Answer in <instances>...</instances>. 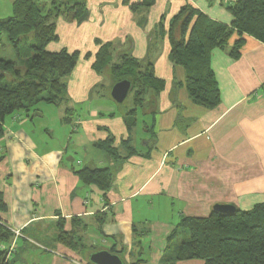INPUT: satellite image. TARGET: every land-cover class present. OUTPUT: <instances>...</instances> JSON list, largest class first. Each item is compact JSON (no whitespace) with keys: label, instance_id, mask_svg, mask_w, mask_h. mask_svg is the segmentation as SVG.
<instances>
[{"label":"crops","instance_id":"1","mask_svg":"<svg viewBox=\"0 0 264 264\" xmlns=\"http://www.w3.org/2000/svg\"><path fill=\"white\" fill-rule=\"evenodd\" d=\"M233 1L85 0V18L57 19V40L46 49L78 52L66 100L54 105L59 126L70 128L62 127L61 145L40 148L32 128L47 120L48 105L39 102L35 111L6 116L0 138V222L13 233L0 249L12 264L79 259L80 253L56 240L59 220L86 246L112 248L127 264H168L163 253L181 216L206 217L214 203L242 210L264 203V43L246 35L237 59L227 50L211 51L220 102L207 109L189 98L166 33L186 5L229 24L225 7ZM103 46L108 64L99 72L93 63ZM128 59L150 64L163 83L158 91L146 87L143 110L133 99L120 109L105 95L93 98L104 70L110 89L112 67ZM152 95L153 105L144 108ZM66 115L71 121H64ZM107 137L113 156L96 147ZM84 166L109 169L105 194L80 181L76 170Z\"/></svg>","mask_w":264,"mask_h":264},{"label":"trees","instance_id":"2","mask_svg":"<svg viewBox=\"0 0 264 264\" xmlns=\"http://www.w3.org/2000/svg\"><path fill=\"white\" fill-rule=\"evenodd\" d=\"M85 6V0H14L12 16L0 18V42L5 37L17 57V61L0 58V138L6 116L18 111L28 113L39 102L59 105L66 100V79L77 63L78 52L70 54L66 49L53 52L46 47L57 40V19L85 18ZM225 9L232 17L229 24L212 20L186 5L172 16L166 32L170 58L184 70L189 98L207 109L220 102V90L210 65L211 51L227 50L232 59H237L246 35L264 43V0H235ZM160 31L165 33L163 28ZM28 39L30 42L26 43ZM107 56V46L101 47L93 63L97 71L108 64ZM111 73L112 85L122 79L131 82L134 105L142 110L146 87L156 91L162 88L163 83L155 79L150 64L128 59L124 65L113 66ZM154 97L145 101L144 108L153 105ZM134 111L135 108L127 115ZM64 121H71L70 115ZM111 142L107 137L96 147L113 156ZM76 174L81 182L96 186L102 194L110 186L108 168L84 166ZM63 228L64 223L59 220L56 240L81 254L79 259H69L90 263L88 255L101 248L86 246L73 229ZM12 237V231L0 222V243L9 242ZM174 238L163 253V261L168 264L183 260H196L200 264H264V203L248 210L237 208L233 214L211 211L206 217L181 216L169 235V239ZM108 250L118 253L112 248ZM0 264H12L6 249H0Z\"/></svg>","mask_w":264,"mask_h":264},{"label":"rangeland","instance_id":"3","mask_svg":"<svg viewBox=\"0 0 264 264\" xmlns=\"http://www.w3.org/2000/svg\"><path fill=\"white\" fill-rule=\"evenodd\" d=\"M14 0H0V18H6L10 17L13 14L12 11V3ZM40 1H48V0H40ZM29 39L26 43H29ZM0 58L10 60V61H17V57L15 52L11 49V47L8 45V42L6 41L5 37H2V41L0 42ZM20 67L21 65L18 64ZM110 72L105 71L103 72V75L101 76V81L98 84L97 88L94 90L99 91V93H95L93 98H100L102 95H105L106 99H111L110 97V89L109 87L106 88V86L110 82ZM100 85L105 86L102 91H100ZM98 89V90H97ZM99 94V95H98ZM102 94V95H101ZM101 95V96H100ZM131 99H133V92H130L123 103L120 104V106L114 105L116 108L120 107V109H124L130 102ZM42 103V102H41ZM48 105V106H47ZM118 105V104H117ZM47 107H51L50 110L45 107L44 111L47 114V120H38L37 123L39 124V127H33L32 131L37 139V143L40 148H42L45 145H51V146H59L62 143V127L68 129L70 126L68 124H62V126H59L60 124L56 121V117L53 115L56 112V106L46 104ZM32 113L29 114V116ZM75 116V115H74ZM48 129L46 132L43 129ZM76 137V134H74L73 138ZM74 166L76 165L74 162L72 163Z\"/></svg>","mask_w":264,"mask_h":264},{"label":"water","instance_id":"4","mask_svg":"<svg viewBox=\"0 0 264 264\" xmlns=\"http://www.w3.org/2000/svg\"><path fill=\"white\" fill-rule=\"evenodd\" d=\"M131 90V82L128 79H122L115 82L110 88V97L117 104L124 102ZM72 160V157H70ZM237 210L236 205L232 203H214L212 211L222 214H233ZM88 261L92 264H127L125 259L118 253L110 252L108 249H98L88 255Z\"/></svg>","mask_w":264,"mask_h":264},{"label":"built area","instance_id":"5","mask_svg":"<svg viewBox=\"0 0 264 264\" xmlns=\"http://www.w3.org/2000/svg\"><path fill=\"white\" fill-rule=\"evenodd\" d=\"M73 264H92V263H87L81 260H72Z\"/></svg>","mask_w":264,"mask_h":264}]
</instances>
